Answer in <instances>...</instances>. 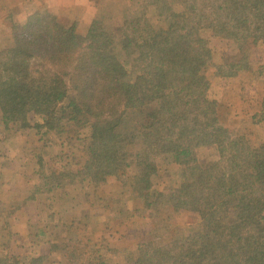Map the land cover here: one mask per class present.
Masks as SVG:
<instances>
[{"label":"trees","instance_id":"16d2710c","mask_svg":"<svg viewBox=\"0 0 264 264\" xmlns=\"http://www.w3.org/2000/svg\"><path fill=\"white\" fill-rule=\"evenodd\" d=\"M180 5L140 0L137 13L101 44L96 25L81 35L75 22L48 11L29 15L13 45L0 49L1 118L20 128L33 115L49 129L64 119L88 125V164L69 176L103 181L120 174L127 166L123 142L138 140L137 184L157 173L152 156L178 165V186L146 192L144 204L160 202L199 220L185 242L145 251L137 264H264V143L253 146L220 123L207 75L210 66L216 76L248 68L250 51L264 45V0ZM211 38L227 41L236 59L215 63ZM130 113L141 118L132 121ZM254 122L264 124V94ZM209 146L219 160L203 165L197 150ZM0 264L21 260L0 256Z\"/></svg>","mask_w":264,"mask_h":264},{"label":"rangeland","instance_id":"374dc122","mask_svg":"<svg viewBox=\"0 0 264 264\" xmlns=\"http://www.w3.org/2000/svg\"><path fill=\"white\" fill-rule=\"evenodd\" d=\"M171 1L174 9L180 10V0ZM22 2L20 16L12 15L6 25L0 24V49L7 47L8 32L14 35L29 15L40 11L52 13L64 24L75 22L81 35L96 25L97 40L99 44L105 43L113 39L117 26L137 13L140 4V0ZM150 17L153 18L151 14ZM210 46L215 63L236 59L235 50L227 41L211 38ZM249 54L248 68L236 75L216 76L213 66L207 75L209 97L216 100L220 123L232 136L245 135L256 146L264 143V124L254 122L264 94V45L253 48ZM129 117L136 121L141 115L130 113ZM29 121L30 126L20 128L19 124L4 123L0 114V161L11 158L15 164L24 153L22 146L28 152L25 171L37 170L27 177L38 195L42 215L37 214L35 219L29 216L26 224L21 218L10 220L16 215L15 207L22 204L11 195L3 198L0 191V256L17 258L21 264H30L29 258L38 256L44 257L39 264H137V258L145 251L186 241L190 228L199 220L197 213L175 211L160 202L149 207L144 204L146 192L168 193L178 186L181 179L177 164L152 156L157 173L148 182L137 184L134 179L142 171L135 158L141 150L138 140L135 144L123 142L127 166L121 168L120 174L103 181L85 180L84 174L69 176L72 171L82 172L88 164V125L77 126L64 119L49 129L39 125L42 121L37 115ZM197 154L203 165L219 160L215 147L198 148ZM15 168L8 169L14 179ZM260 190L263 193L264 186ZM12 192L14 195L15 190ZM26 226L29 227L24 230ZM18 227L23 230H17Z\"/></svg>","mask_w":264,"mask_h":264},{"label":"crops","instance_id":"0c3cea01","mask_svg":"<svg viewBox=\"0 0 264 264\" xmlns=\"http://www.w3.org/2000/svg\"><path fill=\"white\" fill-rule=\"evenodd\" d=\"M23 2L22 0H0V24L6 25L8 22V18L12 15H19L22 11ZM11 28V27H9ZM6 30L7 27L5 28ZM16 29V27H15ZM9 35H7V47H11L13 44V33L8 32ZM22 150L24 153H22L20 158L16 159L15 164L12 163L11 158H5V160L0 161V191L2 192V197L5 198V196L11 195L12 198H15L17 203L21 205V207H15L18 208L16 211L15 217L12 216L9 219L13 220L15 218H21V222L24 224L28 223V217L32 215V217L35 219L37 214L39 217H41L42 213L40 212V209L38 208V195L35 194V191L32 190L30 187L29 178L27 177V174L29 173H35L37 170L34 168L31 169V171L28 173L25 171L26 166L28 164V152L25 151L24 147L22 146ZM9 159V160H8ZM16 167V177L15 179L12 176V173L9 172V168ZM35 170V171H34ZM17 187H19L21 190H18ZM15 190V194L13 195V192ZM48 197V196H47ZM24 202H26V206H24ZM48 216L49 213H48ZM39 221V220H38ZM41 222V221H40ZM38 222V223H40ZM29 226H26L28 228ZM11 228L12 225H11ZM17 230H23L22 227H18Z\"/></svg>","mask_w":264,"mask_h":264}]
</instances>
